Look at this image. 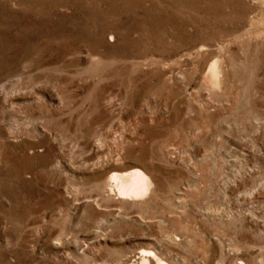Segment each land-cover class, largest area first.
<instances>
[{
	"label": "rangeland",
	"instance_id": "obj_1",
	"mask_svg": "<svg viewBox=\"0 0 264 264\" xmlns=\"http://www.w3.org/2000/svg\"><path fill=\"white\" fill-rule=\"evenodd\" d=\"M142 250L264 264V0H0V264Z\"/></svg>",
	"mask_w": 264,
	"mask_h": 264
},
{
	"label": "bare ground",
	"instance_id": "obj_2",
	"mask_svg": "<svg viewBox=\"0 0 264 264\" xmlns=\"http://www.w3.org/2000/svg\"><path fill=\"white\" fill-rule=\"evenodd\" d=\"M220 61L217 56H213L202 73L203 82L213 88H219L222 83L223 73ZM104 182L103 187H106L108 190L116 189L121 197L137 199L144 196L147 192L150 185V178L143 170L132 168L124 172L109 173L105 177ZM177 193L180 194L182 192L179 190ZM179 194L177 197L180 196ZM141 255L139 264H150V255L155 259V264H169L149 250H142Z\"/></svg>",
	"mask_w": 264,
	"mask_h": 264
}]
</instances>
